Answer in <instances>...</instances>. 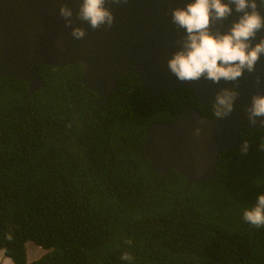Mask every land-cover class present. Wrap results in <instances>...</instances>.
I'll return each instance as SVG.
<instances>
[{"label":"trees","instance_id":"16d2710c","mask_svg":"<svg viewBox=\"0 0 264 264\" xmlns=\"http://www.w3.org/2000/svg\"><path fill=\"white\" fill-rule=\"evenodd\" d=\"M37 70L33 93L0 77V250L13 264H264V226L243 217L264 193V128L239 133L247 154L219 153L214 180L187 186L150 168L145 131L214 104L181 87L149 97L127 72L98 106L78 65ZM28 241L46 250L30 263Z\"/></svg>","mask_w":264,"mask_h":264},{"label":"water","instance_id":"95a60500","mask_svg":"<svg viewBox=\"0 0 264 264\" xmlns=\"http://www.w3.org/2000/svg\"><path fill=\"white\" fill-rule=\"evenodd\" d=\"M191 0H108L114 20L111 27L92 29L76 15L81 0H0V77H16L27 83L29 93L44 86L37 67L78 65L81 84L93 91L101 106L118 85V77L131 72L149 97L171 93L177 87L192 91L201 105L214 104L222 87L234 88L238 97L233 112L219 118L196 110H183L176 120L154 123L145 131L143 153L150 168L159 174L175 170L187 186L216 178L219 153L239 148V133L260 128L248 123L246 107L253 94H264V56L251 73L236 82L180 81L167 67L184 35L171 22V10ZM72 9V24L65 25L59 8ZM264 15V9H260ZM238 13L211 25L213 32H226ZM85 30L82 39L72 28ZM257 34L258 42L260 35ZM262 81L256 84L255 77ZM258 120L260 118H257ZM203 121V123H201ZM199 127L201 133L194 135Z\"/></svg>","mask_w":264,"mask_h":264},{"label":"clouds","instance_id":"9594fccd","mask_svg":"<svg viewBox=\"0 0 264 264\" xmlns=\"http://www.w3.org/2000/svg\"><path fill=\"white\" fill-rule=\"evenodd\" d=\"M107 2L81 0L76 15L92 29L111 27L114 17L105 6ZM260 9H264V0H191L184 7L173 8L171 22L178 29H183L184 35L177 41L179 49L167 60L169 71L180 81H196L204 77L214 84L222 80L236 82L245 71L253 72L256 63L264 56V34L259 36L258 42L253 43L258 33H264V15ZM233 12L239 15L228 31L211 30L213 23L227 19ZM59 14L66 26L72 24L71 8L61 5ZM85 34L81 27L72 28L71 35L75 39H82ZM255 80L259 85L262 77L257 75ZM238 95L234 88H220L215 94V115L219 118L230 115ZM245 111L249 124L259 123L264 128V94H253ZM200 133L199 127L194 129V135L199 136ZM249 147L247 141L242 142L240 154H247ZM258 147L264 151V139ZM243 217L253 226H264V193L258 194L256 203L244 210ZM34 246L44 255L46 250ZM121 259L129 261L132 257L125 252Z\"/></svg>","mask_w":264,"mask_h":264},{"label":"crops","instance_id":"0c3cea01","mask_svg":"<svg viewBox=\"0 0 264 264\" xmlns=\"http://www.w3.org/2000/svg\"><path fill=\"white\" fill-rule=\"evenodd\" d=\"M36 254H38V252L37 251H33L32 245H27V247H26V255H27V259L30 262L37 260L42 255V252L39 250V254H38L37 257H35ZM0 264H13L12 261L9 258H6L3 255V252L1 250H0Z\"/></svg>","mask_w":264,"mask_h":264},{"label":"rangeland","instance_id":"374dc122","mask_svg":"<svg viewBox=\"0 0 264 264\" xmlns=\"http://www.w3.org/2000/svg\"><path fill=\"white\" fill-rule=\"evenodd\" d=\"M33 244H34V243L28 241V242L25 243V248L27 247V245H32V249H33V251H37L38 254H39V249H38L36 246H34ZM29 248H30V247H29ZM38 254H36L35 257H37ZM26 262H27V263H30V261L27 259V255H26Z\"/></svg>","mask_w":264,"mask_h":264},{"label":"bare ground","instance_id":"6f19581e","mask_svg":"<svg viewBox=\"0 0 264 264\" xmlns=\"http://www.w3.org/2000/svg\"><path fill=\"white\" fill-rule=\"evenodd\" d=\"M174 171V170H173Z\"/></svg>","mask_w":264,"mask_h":264}]
</instances>
